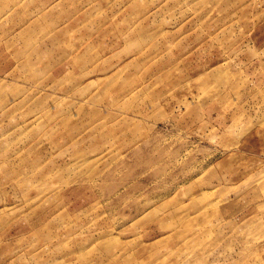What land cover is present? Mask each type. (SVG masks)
<instances>
[{
  "label": "rangeland",
  "instance_id": "obj_1",
  "mask_svg": "<svg viewBox=\"0 0 264 264\" xmlns=\"http://www.w3.org/2000/svg\"><path fill=\"white\" fill-rule=\"evenodd\" d=\"M0 264H264V0H0Z\"/></svg>",
  "mask_w": 264,
  "mask_h": 264
}]
</instances>
